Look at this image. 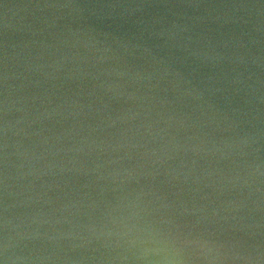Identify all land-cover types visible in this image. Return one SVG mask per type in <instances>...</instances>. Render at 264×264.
Returning a JSON list of instances; mask_svg holds the SVG:
<instances>
[{"label": "water", "instance_id": "obj_1", "mask_svg": "<svg viewBox=\"0 0 264 264\" xmlns=\"http://www.w3.org/2000/svg\"><path fill=\"white\" fill-rule=\"evenodd\" d=\"M264 264V0H0V259Z\"/></svg>", "mask_w": 264, "mask_h": 264}, {"label": "clouds", "instance_id": "obj_2", "mask_svg": "<svg viewBox=\"0 0 264 264\" xmlns=\"http://www.w3.org/2000/svg\"><path fill=\"white\" fill-rule=\"evenodd\" d=\"M3 251H4V258L3 259H0V264H9V261H8V256H7V253H8V245H7V242H5L4 244V248H3Z\"/></svg>", "mask_w": 264, "mask_h": 264}]
</instances>
